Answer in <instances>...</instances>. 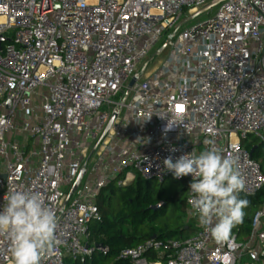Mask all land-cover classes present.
<instances>
[{
    "label": "built area",
    "instance_id": "built-area-1",
    "mask_svg": "<svg viewBox=\"0 0 264 264\" xmlns=\"http://www.w3.org/2000/svg\"><path fill=\"white\" fill-rule=\"evenodd\" d=\"M209 1L220 4L214 16L174 29L185 10L195 14ZM207 140L238 157L242 194L264 189V0H0V209L11 190H31L55 211L59 243L41 264L107 254L89 231L102 220L101 190L122 173L175 179L163 161L198 155ZM175 180L188 183L186 220L196 231L149 238L118 258L264 264V198L250 234L221 243L188 203L191 175ZM8 249L0 237V264H12Z\"/></svg>",
    "mask_w": 264,
    "mask_h": 264
},
{
    "label": "clouds",
    "instance_id": "clouds-1",
    "mask_svg": "<svg viewBox=\"0 0 264 264\" xmlns=\"http://www.w3.org/2000/svg\"><path fill=\"white\" fill-rule=\"evenodd\" d=\"M205 143L209 147L198 155L186 153L175 161L169 156L163 164L175 179L191 175L188 203L196 210L199 224L221 243H230L232 229L243 222L249 203L239 198L245 181L238 157L222 155L212 140ZM57 227L55 211L39 192L11 190L5 196L0 237L8 241L12 264H41L59 243Z\"/></svg>",
    "mask_w": 264,
    "mask_h": 264
},
{
    "label": "trees",
    "instance_id": "trees-1",
    "mask_svg": "<svg viewBox=\"0 0 264 264\" xmlns=\"http://www.w3.org/2000/svg\"><path fill=\"white\" fill-rule=\"evenodd\" d=\"M123 174L117 180H112L101 190L97 202L102 213V220L93 221L89 226L91 242L106 246L109 248V251L107 254H103L100 250L96 249L91 256L66 259L67 264H133L129 259L118 258L123 249L133 248L141 242L153 238V236L159 239H184L191 236V233L193 234V231L197 229L194 227L193 221L186 222V219L178 227L166 222L159 224V219L163 218L166 214L167 203L157 210L151 209L150 205L152 202L153 204L159 203L161 198L156 200L149 199L148 202L142 203L139 199L142 190L141 185H145L151 180H145L140 176H136L130 185H121L122 187L130 188L137 183L139 184V188L136 192L131 191L130 195L123 199L122 207L119 211L110 215V206H104L102 203V200L105 198L104 193L114 181L121 180L124 176ZM183 183L185 185L184 188L187 189L188 183L186 181H183ZM148 193L146 191L145 194L149 196ZM110 196L113 195L111 194ZM239 198L246 199L249 203L244 209L245 216L243 222L232 229L231 235L238 232L240 237L245 238L250 234L253 214L264 198V189L252 197L245 196L240 192ZM180 207L187 212L186 201L182 202ZM149 259L153 260L155 257L151 255Z\"/></svg>",
    "mask_w": 264,
    "mask_h": 264
},
{
    "label": "rangeland",
    "instance_id": "rangeland-1",
    "mask_svg": "<svg viewBox=\"0 0 264 264\" xmlns=\"http://www.w3.org/2000/svg\"><path fill=\"white\" fill-rule=\"evenodd\" d=\"M220 4H212L211 1L207 2V4L200 9L199 12H196L195 14L190 13L188 10H185L183 14L181 15L178 22L175 24L174 29L183 30L186 28H189L191 26H194L202 21H205L209 17H212L216 14L218 11ZM173 31V30H171ZM167 39V34H165L162 38V40L158 43H156L151 51V54H154L157 52L164 44ZM167 49L164 50L163 54L157 56L158 59L164 57V55L167 53ZM249 139L251 141H254V143H257L258 140L255 139V136H250ZM261 156L263 159V170H264V150L261 151ZM96 162V156L94 155L91 159V162L89 164V168L92 167V165ZM134 172V171H133ZM124 175V174H123ZM122 179V182L124 184L122 185H130L133 181L125 180L124 176ZM139 184H134L132 187H122L118 181H114L109 188L105 190V198L102 200L104 206H110L111 214H115L119 211V209L122 207L123 199L128 197L130 195V192H136L138 190ZM141 196L139 199L142 201V203H146L149 201V199H158L161 198L160 202H166V214L163 216V218H160L158 223L162 224L163 222L169 223L172 226H180L181 222H183L186 219L187 212H185L180 206L182 205V202L186 201L187 198V189H185V185L182 181H176L173 178H168L164 182H160L156 179L151 180L149 183H146L145 185H141ZM148 191L147 196L145 193ZM113 196H110V195ZM147 196V197H146ZM151 201V200H150ZM153 204V202H152ZM150 205L152 207L153 205H157V203ZM243 261H248L247 258H244Z\"/></svg>",
    "mask_w": 264,
    "mask_h": 264
},
{
    "label": "water",
    "instance_id": "water-1",
    "mask_svg": "<svg viewBox=\"0 0 264 264\" xmlns=\"http://www.w3.org/2000/svg\"><path fill=\"white\" fill-rule=\"evenodd\" d=\"M135 81H136V77H134V78L130 81V83L128 84V91H127V93L129 92L130 88L133 86V84L135 83ZM116 117H117V113H114L113 116H112V118H111V120H110V122H109V124H108V126H107V128H106V130L104 131L103 135L101 136L99 142H101V140L105 138L106 134H107L108 131L111 129V127H112V125H113V122L115 121ZM252 152H253V150H252ZM84 173H85L84 171H81V172H80L78 178L76 179L74 185L72 186V188H71V190H70V192H69V195H68V198H67V200H66V203L68 202L69 198H70L71 195L73 194L74 190H75V189L79 186V184L81 183V180H82V178H83V176H84ZM164 205H166V202H163V201H162V202H159L157 205L152 206L151 209H153V210H157V209H159L160 207H162V206H164ZM153 238H156V236H153ZM97 246L100 247L101 244H97Z\"/></svg>",
    "mask_w": 264,
    "mask_h": 264
},
{
    "label": "crops",
    "instance_id": "crops-1",
    "mask_svg": "<svg viewBox=\"0 0 264 264\" xmlns=\"http://www.w3.org/2000/svg\"><path fill=\"white\" fill-rule=\"evenodd\" d=\"M186 222H187V220H186ZM193 224H194V227L197 228V226H196V222H195V221H193ZM195 231H196V230H195ZM195 231H193V232H195ZM191 235H192V233H191Z\"/></svg>",
    "mask_w": 264,
    "mask_h": 264
}]
</instances>
